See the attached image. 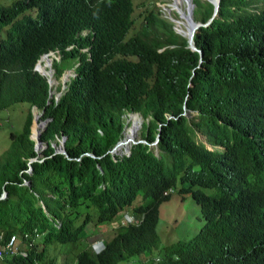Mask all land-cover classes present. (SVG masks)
Instances as JSON below:
<instances>
[{
  "label": "trees",
  "instance_id": "1",
  "mask_svg": "<svg viewBox=\"0 0 264 264\" xmlns=\"http://www.w3.org/2000/svg\"><path fill=\"white\" fill-rule=\"evenodd\" d=\"M191 3L205 23L212 4ZM141 6L133 30L132 0L0 2V108L28 104L0 153V247L40 233L39 248L18 247L6 264H264V0H219L192 36L201 55L152 1ZM49 51L56 78L74 60L56 101L42 62L33 69ZM31 105L48 119L39 151ZM126 113L141 117L144 141L111 154ZM171 192L190 196L202 225L163 245L156 224ZM123 213L137 222L91 251L96 227Z\"/></svg>",
  "mask_w": 264,
  "mask_h": 264
},
{
  "label": "rangeland",
  "instance_id": "2",
  "mask_svg": "<svg viewBox=\"0 0 264 264\" xmlns=\"http://www.w3.org/2000/svg\"><path fill=\"white\" fill-rule=\"evenodd\" d=\"M10 1L11 0H0V2L3 4H8ZM132 1L134 3L133 17L135 18L134 26L132 28L133 30L139 27V21L141 19L139 13L142 10L141 3L152 1L155 4L157 10L159 11L160 16L165 17L168 20V22L172 24V27L175 29L177 33H180L186 37L187 32L189 31V29L185 25L184 20L186 19H183L181 15L172 6L173 0H132ZM177 1L179 2V0ZM175 5L176 7H178L177 5L181 7L183 6L181 2H179V4L176 3ZM182 10L185 11V7L182 8ZM185 17L186 16L184 15V18ZM193 21L201 23L200 21L195 19H193ZM130 32L132 33V30ZM47 53L50 55L47 56V59L43 60L44 63L45 62L48 63L49 57H51V63L53 59H58V55L54 51H49ZM73 62L74 60L72 59H68L66 61V68L63 72L64 74L58 78L55 77L54 70L51 67V63H50L51 71L53 72L51 75H49V83L51 84V86L49 85L50 94H51L49 99L53 98V101H56L59 95L61 94V92L63 91L61 87H64L66 82L71 78V76L74 75L72 72L73 67L71 66ZM44 63L38 66V69L40 70L39 72L41 73H44L43 70L46 69ZM54 98L56 99L54 100ZM33 108L36 109L35 106L31 105L29 110ZM27 110H28V104L24 101L15 102L6 108H0V153L3 152L9 145V132L20 131ZM36 111H37L36 113H39L38 109H36ZM135 114L137 115V113H126L125 115H122V117L124 118L123 120L124 123L126 124V127H124L123 129V135H124V131L128 129L127 130L128 133L131 132L132 134H134L130 140H133L136 143V141L139 142L140 139L142 119L141 117H139V115H137L135 116L136 120L134 121L133 115ZM134 122L137 123V126L135 127L136 128L135 131L132 129V125ZM128 133H125L124 139L127 138ZM123 135L121 139L124 137ZM199 138L203 140L202 137ZM124 141L125 140H122V143ZM131 144L132 143L130 142L127 147H129ZM207 147L213 148L209 145H207ZM116 152L117 155L128 154L126 153V149L122 147L117 148ZM118 218L120 220H116ZM118 218L111 220L108 224L98 225L96 227L97 236L96 235L93 236L92 238L93 241H97L100 239L102 240L103 237H107L112 232L111 229L113 227H116L118 224L128 223L126 218V213L121 214V216H119ZM133 222L136 223V221ZM201 225H202V219L199 217L198 206L190 198L189 195L182 198L179 194H177V192H171L170 198L159 205L156 232L163 245L170 244L172 242L177 241L178 239L188 238L193 233H195L200 228ZM0 264H6V261L0 259Z\"/></svg>",
  "mask_w": 264,
  "mask_h": 264
},
{
  "label": "water",
  "instance_id": "3",
  "mask_svg": "<svg viewBox=\"0 0 264 264\" xmlns=\"http://www.w3.org/2000/svg\"><path fill=\"white\" fill-rule=\"evenodd\" d=\"M206 1H208V2H210L211 4H212V6H213V9H212V15H211V17H210V19L209 20H207V22L206 23H198V22H194L193 21V17H192V7H193V5H192V3H191V0H185V3H186V9H185V14H186V17H187V21H188V24H189V31H188V33H187V36H186V38H187V47L190 49V50H196L195 49V47H194V45H193V42H192V36H193V33H194V31H195V29L198 27V26H200V25H205V24H207L210 20H211V18L216 14V12H217V7H218V1L219 0H206ZM198 53H199V55H201V52L199 51V50H196ZM48 53H45V54H42L39 58H38V60L36 61V62H39L40 61V59H41V57L42 56H44V55H47ZM55 60H57V59H55ZM35 69V68H34ZM48 70H51V68H48ZM40 75H42V76H44L45 77V79H46V81H47V83H48V86L50 85V83H49V80L47 79V77H46V75H43L42 73H39ZM50 87V86H49ZM65 87V86H64ZM64 87H61V89L63 90L64 89ZM50 91H49V93H48V96L47 97H50ZM56 98H54V100H55ZM46 103H48V102H46ZM32 110V109H31ZM31 110H30V113H31V116H32V119H33V114H32V112H31ZM41 114V112H39V115ZM31 119V120H32ZM46 119L45 120H43V121H41L42 123H43V128L45 127V124H46ZM42 128V129H43ZM30 129H31V123H30V126H29V134H28V138L29 139H33L32 137H31V134H30ZM157 137V136H156ZM34 140V139H33ZM129 143L131 142V143H135V141H133V140H130V141H128ZM137 142V141H136ZM121 141L120 140H118L114 145H113V147L110 149V150H108V152L109 153H115L116 151H117V148L121 145ZM152 143H154V141L152 142ZM43 147V145H41V141H40V139H39V133H38V135H37V137H36V140H34V144H33V149L34 150H39L40 148H42ZM126 149H128V147H126ZM54 152L56 153V152H59V153H63L64 155L66 154L65 153V151H64V148H63V139H60V141L58 142V144H57V146H55L54 147ZM33 160H35V158H31V159H29V162H31V161H33Z\"/></svg>",
  "mask_w": 264,
  "mask_h": 264
},
{
  "label": "bare ground",
  "instance_id": "4",
  "mask_svg": "<svg viewBox=\"0 0 264 264\" xmlns=\"http://www.w3.org/2000/svg\"><path fill=\"white\" fill-rule=\"evenodd\" d=\"M179 2H181L182 4H183V6L181 7V6H179V5H177L178 7H176V3H178L179 4ZM179 2L177 1V0H173V7L175 8V10L181 15V17L183 18V19H186V20H184L185 21V25H186V27L189 29V24H188V21H187V17H185L184 18V15L186 16V14H185V11H183L182 10V8H184L185 7V0H179ZM185 27V28H186ZM187 30V29H186ZM188 33V32H187ZM187 36V35H186ZM50 54H47V55H44V56H42L41 57V59H40V61H39V64H40V62H42V63H44L43 62V60H45V59H47V56H49ZM50 63H51V57H49V59H48V63L47 62H45L44 64H45V66H46V69H47V71H48V77H47V79L49 80V75H51L52 74V71L51 70H48V67H50ZM39 66V65H38ZM67 72V71H66ZM69 73V72H68ZM45 75V74H44ZM53 76V75H52ZM50 86H51V84H50ZM34 112H35V114H34ZM37 111H36V109H32V114H33V123H32V126H31V137L34 139V140H36V137H37V135H38V133L41 131V129L43 128V123L39 120V116H38V114L36 113ZM134 116V121L136 120V117L135 116H137L136 114L135 115H133ZM137 126V123H133V125H132V129L135 131L136 130V127ZM128 130V129H127ZM127 130H125L124 131V137L120 140L121 142H122V140H125L123 143H121V145L118 147V148H126L127 146H128V141H130V139L132 138V136L134 135V134H132L131 132L130 133H128V131ZM125 133H128V135H127V138L126 139H124L125 138Z\"/></svg>",
  "mask_w": 264,
  "mask_h": 264
},
{
  "label": "crops",
  "instance_id": "5",
  "mask_svg": "<svg viewBox=\"0 0 264 264\" xmlns=\"http://www.w3.org/2000/svg\"><path fill=\"white\" fill-rule=\"evenodd\" d=\"M21 184L22 185H28V181L23 179ZM4 196H5V191L2 189L0 192V199L4 198ZM35 234H37L38 236L34 237ZM10 237H13L14 239L15 238L19 239L18 242H15V240H14V245L16 246L17 250L19 247L20 249L26 250L28 252L31 249H37L40 247L37 245V243L39 242L40 233L32 234V233H27V231H24V232L16 234V235H11ZM10 237H9V239H10ZM29 243H32V245H29ZM35 243H36V245H35Z\"/></svg>",
  "mask_w": 264,
  "mask_h": 264
},
{
  "label": "built area",
  "instance_id": "6",
  "mask_svg": "<svg viewBox=\"0 0 264 264\" xmlns=\"http://www.w3.org/2000/svg\"><path fill=\"white\" fill-rule=\"evenodd\" d=\"M127 222H133L136 221L135 218L132 216H126ZM38 235L35 234L34 237H37ZM29 245H32V243H29ZM93 249L97 252L102 248V243L100 241H95L92 244ZM16 252V246L14 245V238L10 237V239L4 244L3 247H0V257L2 255L6 256H12Z\"/></svg>",
  "mask_w": 264,
  "mask_h": 264
},
{
  "label": "clouds",
  "instance_id": "7",
  "mask_svg": "<svg viewBox=\"0 0 264 264\" xmlns=\"http://www.w3.org/2000/svg\"><path fill=\"white\" fill-rule=\"evenodd\" d=\"M171 2H172V1H171ZM171 2H170V4H171ZM133 5H134V3H133ZM185 9H186V3H185ZM133 11H134V9H133ZM133 11H132V14H133ZM167 12H168V11H167ZM174 12H175V11H174ZM173 30L175 31L174 28H173ZM175 32H176V31H175ZM176 33H177V32H176ZM178 34H180V33H178ZM180 35H182V34H180ZM182 36H183V35H182ZM44 54H45V53H44ZM38 64H39V62H35L34 66H33V69L35 68L34 70H36V71H37V68H36V67H37ZM48 68H51V67H48ZM52 72H53V71H52ZM71 77H72V76H71ZM50 96H51V95H50ZM52 100H53V98H52ZM36 109H37V108H36ZM29 112H30V110H29ZM39 112H40V111H39ZM37 114H38V116H39V120H40V121L45 120V119H40V115H41V114H40V115H39V113H37ZM30 115H31V113H30ZM137 115H138V114H137ZM139 117H140V116H139ZM169 117H171V116H167V118H169ZM31 119H32V116H31ZM46 120H48V119H46ZM31 122H32V120L30 121V123H31ZM46 123H47V121H46ZM45 125H46V124H45ZM29 126H30V125H29ZM43 129H44V128H43ZM43 129H41V131H42ZM41 131H40V132H41ZM40 132H39V134H40ZM156 136H157V137H155V139H154V143H155V141H156L157 138H158V134H157ZM31 140L34 142L33 139H31ZM40 141H41V140H40ZM59 141H60V139H59ZM59 141H58V142H59ZM63 141H64V139H63ZM141 141H144V140L139 139V142H141ZM58 142H57V144H58ZM154 143H151V144H154ZM57 144H52L53 148L55 147V145L57 146ZM41 145H43L42 142H41ZM44 147H45V145H43V147L40 148L39 150L43 149ZM112 147H113V146H112ZM112 147H111V148H112ZM125 149H126V148H125ZM39 150H35V151H39ZM64 151H65V150H64ZM128 152H129V147H128V149H126V153H128ZM54 153H55V152H54ZM56 153H59V152H56ZM61 154H63V153H61ZM111 154H112V153H111ZM113 154H117V152H115V153H113ZM63 155H64V154H63ZM122 155H123V154H122ZM65 156H66V154H65ZM126 216H132L133 218H135L136 222H137V220H138V219H137L134 215H132V214H128V213H126ZM119 220H120V219H119ZM128 223H134V222H128ZM97 241H100V242L102 243V248H103V241H102L101 239H100V240H97ZM93 242H95V241L92 240V241L89 243V248H90L91 251H93L94 253H96V251L93 249V247H92V245H91ZM102 248H101V249H102ZM101 249H100V250H101ZM100 250H99V251H100ZM97 252H98V251H97Z\"/></svg>",
  "mask_w": 264,
  "mask_h": 264
}]
</instances>
